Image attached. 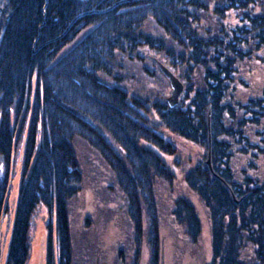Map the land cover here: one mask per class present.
<instances>
[{
	"label": "trees",
	"instance_id": "obj_1",
	"mask_svg": "<svg viewBox=\"0 0 264 264\" xmlns=\"http://www.w3.org/2000/svg\"><path fill=\"white\" fill-rule=\"evenodd\" d=\"M150 23L159 37L145 33ZM263 51L264 0H0V229L21 166L6 264L29 263L41 207L44 264H74L70 205L84 180L77 139L100 156L125 197L132 264L145 235L149 264H160L155 190L176 179L177 139L201 150L182 168L208 216L209 264H250L249 249L252 264H264V179L247 173L264 157V89L251 95L248 81ZM143 52L183 84L176 106L126 88L121 63L140 64ZM171 215L197 242L193 202L176 198Z\"/></svg>",
	"mask_w": 264,
	"mask_h": 264
},
{
	"label": "rangeland",
	"instance_id": "obj_2",
	"mask_svg": "<svg viewBox=\"0 0 264 264\" xmlns=\"http://www.w3.org/2000/svg\"><path fill=\"white\" fill-rule=\"evenodd\" d=\"M144 31L154 38L159 37L162 33L151 23L145 27ZM143 53L142 60L144 59V61L140 64L136 61H122L121 66L126 67V73L129 75L128 78L126 77L125 86L135 93L151 96L153 93L155 96H163L166 99L171 93L170 83L164 74L149 61L148 55ZM259 57L263 61L253 65L255 73L248 80L251 84V95H259L264 89V51ZM32 85L34 89L35 78L32 80ZM252 86L254 87L252 88ZM174 144L182 162L179 165L181 168H176V179L171 186L158 183L155 190L161 250L160 264H209L212 251L210 224L206 209L201 201L187 190L183 181V168L188 163L185 162L188 160L189 163H194L201 154V150L197 146L179 139ZM73 146L84 174L81 191L70 205L74 264H119L120 258L124 260L120 264H132L135 255V239L132 224L126 213L125 197L118 189L114 175L95 151L78 139L73 142ZM164 160L169 166H172L170 159L164 157ZM236 164L237 167L245 169L244 159H240ZM254 165L255 172L251 171L253 169L244 171H247L250 176H254L256 173L257 176L264 179V157H260L254 162ZM20 178L21 166L20 163H17L8 197L9 212L2 219L0 229V264H6ZM181 196L193 202L201 220V236L195 243L187 238L171 215L174 200ZM47 223L46 209L41 207L32 224L31 257L28 264H44L45 243L48 236ZM149 226L147 217H144L143 229L145 233ZM139 252L138 264H149L150 253L146 235L142 239ZM246 254L248 255L247 262L252 264V250H246Z\"/></svg>",
	"mask_w": 264,
	"mask_h": 264
},
{
	"label": "water",
	"instance_id": "obj_3",
	"mask_svg": "<svg viewBox=\"0 0 264 264\" xmlns=\"http://www.w3.org/2000/svg\"><path fill=\"white\" fill-rule=\"evenodd\" d=\"M156 64L160 68V71L164 74V76L168 79L171 87L170 96L167 98V102L171 107H174L178 104L179 98L184 91V86L181 81L162 63L155 59ZM209 164V160L207 161Z\"/></svg>",
	"mask_w": 264,
	"mask_h": 264
}]
</instances>
